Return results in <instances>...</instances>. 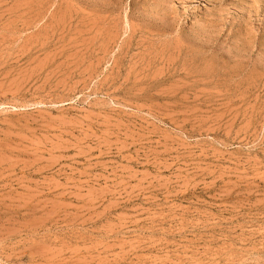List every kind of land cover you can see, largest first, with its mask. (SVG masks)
Instances as JSON below:
<instances>
[{"label": "rangeland", "instance_id": "obj_1", "mask_svg": "<svg viewBox=\"0 0 264 264\" xmlns=\"http://www.w3.org/2000/svg\"><path fill=\"white\" fill-rule=\"evenodd\" d=\"M0 264H264V0H0Z\"/></svg>", "mask_w": 264, "mask_h": 264}]
</instances>
